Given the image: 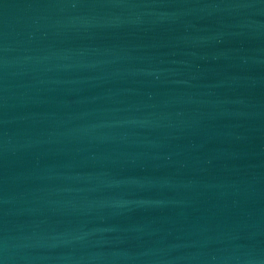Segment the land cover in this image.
<instances>
[{
	"label": "water",
	"instance_id": "1",
	"mask_svg": "<svg viewBox=\"0 0 264 264\" xmlns=\"http://www.w3.org/2000/svg\"><path fill=\"white\" fill-rule=\"evenodd\" d=\"M0 264H264V0H0Z\"/></svg>",
	"mask_w": 264,
	"mask_h": 264
}]
</instances>
